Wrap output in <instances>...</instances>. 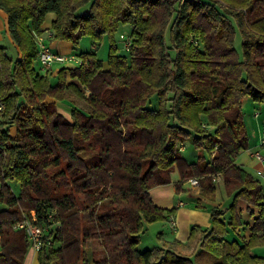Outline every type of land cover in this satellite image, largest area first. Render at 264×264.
Here are the masks:
<instances>
[{"label": "trees", "instance_id": "obj_1", "mask_svg": "<svg viewBox=\"0 0 264 264\" xmlns=\"http://www.w3.org/2000/svg\"><path fill=\"white\" fill-rule=\"evenodd\" d=\"M0 8L17 47L0 46V264L24 263L30 242L14 225L32 210L50 223L52 209L60 225L42 238L39 264H196L204 249L214 264H264L252 253L264 245V187L236 163L250 146L244 98L264 102V0H0ZM50 12L53 39L109 37L107 61L81 52L83 63L62 67L57 81L42 73L35 35ZM123 26L127 54L115 38ZM188 141L201 150L195 161L183 155ZM175 169L178 188L196 178L214 198L222 174L232 196L226 210L212 209L209 229L192 227L194 258L139 249L146 223L176 213L150 195ZM230 229L240 237L228 238ZM90 240L102 248L90 254Z\"/></svg>", "mask_w": 264, "mask_h": 264}, {"label": "crops", "instance_id": "obj_2", "mask_svg": "<svg viewBox=\"0 0 264 264\" xmlns=\"http://www.w3.org/2000/svg\"><path fill=\"white\" fill-rule=\"evenodd\" d=\"M46 17L48 18H46L43 24V28H44L43 35L46 39V42L51 45L53 50H55L54 47L58 45L57 41L59 40L53 39L50 36L49 29L51 28L52 21L55 19L56 15L54 14L53 16V15L48 14ZM0 29L2 31L3 30L6 31V33L10 37V41L13 40L8 31L7 13L1 8H0ZM3 39H5V37L0 32V40L3 41ZM56 52L61 54L58 51ZM71 55H76V54H71ZM36 63L38 64V66L36 65L37 68L41 71L39 60H37ZM77 65L78 64L74 62H69V64L66 66L73 68ZM52 69H53V66L51 68V74L55 76V79H56L57 74L61 68H57L56 70H52ZM47 100L55 101L53 98H48ZM244 101H245L244 112H245V121H246L247 129L250 134H253L254 140L253 142H250L249 148L242 152L244 154L240 153V155L241 154L242 155L236 158V163L244 166L247 170L248 169L252 170L256 174L255 177L260 179L261 181L264 179L258 176L257 170L264 168V161H261L260 159H258L255 154L259 152L264 156V145L261 143V139L264 134V102L263 103L255 102L250 97L249 98L245 97ZM58 103L60 104V102ZM250 109H251V112L249 111ZM62 110L66 112L64 108ZM247 115L249 116L248 118H247ZM10 133L13 136L15 135L16 133L15 126L10 127ZM186 149H187L186 146H184L182 149L183 155L189 161H195L197 158L189 159L184 154ZM180 179H181L180 172L178 169H175L171 173L170 183L164 184V185H157L150 190V195L154 203H156L158 206L167 208V209L177 207L175 215L172 216L170 219L165 220V223L167 227H169V229H167L166 225L159 227L161 229L158 233L159 245L157 246V248H160L162 250L163 248H165L163 246H166L165 248L166 250H173L175 252L187 255L190 258H194V255L197 251L196 249L197 247H195V245L192 244L191 241L189 240L192 227L194 225H198L202 228L209 229L211 227L212 209L217 207L219 209L226 210L227 201H225V199L222 201L218 199V193H221V190H216L215 197L210 198L208 196L202 195L200 186L193 187L191 186L189 181L184 182L178 188L176 184ZM228 200H231L230 197ZM6 207H7L6 204H4L3 207L0 208V210L6 209ZM226 216H228V213H226ZM251 220L252 218L250 217L246 221L251 222ZM153 223H156V222H153ZM153 223H146V229L148 228L150 224H153ZM238 232H241L242 234H246V235L248 234V230L246 228H244L243 230V226L242 228L238 230ZM231 233H234V232H230V235ZM101 248H102L101 245L97 241H94V240L88 241L87 250L90 254L93 251L100 250ZM253 250L254 248L252 249V253H253ZM35 258L36 259L33 264H39L38 251H36ZM90 264H92V262Z\"/></svg>", "mask_w": 264, "mask_h": 264}, {"label": "rangeland", "instance_id": "obj_3", "mask_svg": "<svg viewBox=\"0 0 264 264\" xmlns=\"http://www.w3.org/2000/svg\"><path fill=\"white\" fill-rule=\"evenodd\" d=\"M89 5L90 4L84 5L81 9L78 10V13L87 12L88 9H89ZM48 14L54 16L55 13L54 12H50ZM46 18H48V17H46ZM0 32L5 37V39H3V41L0 40V46L6 47L8 53H10V54H13L14 52H16L17 51V47L14 44L13 40L10 41V37L6 33V31H4V30L2 31L0 29ZM129 32H130V27L129 26H123L115 34L116 42L118 44V51L123 53V54H127L128 52L125 49L124 40L121 39V34H129ZM57 42H58V45H56L54 47V49H55L54 51L55 52L58 51V52H60L63 55L76 54V56H78V54L81 53V52L95 51V52H97L98 57L100 59L104 60V62L107 61L108 56H109V48H110L109 37H105L101 42L97 43V45H95V43L93 42L91 37L82 38L81 41L77 45H75L73 42L68 41V40H59ZM235 46H236V48L238 50V53L242 57V35H241V33L239 31H237V35H236V39H235ZM66 63L69 64V61L63 63V62L55 60L53 62V69L52 70H56L57 68H62L64 66L68 65ZM35 65L38 66L37 63ZM48 75L50 76V79H52L53 81H57V78L55 79V76H53L51 74V69H50ZM154 101H157V104H158V99L154 98ZM244 105H245V101L243 102V108H244ZM60 106L66 110V112H64V113L66 115H68V111L71 109V103L69 101H62V102H60ZM249 111L251 112V109ZM253 111H254V109H253ZM248 117L249 116L247 115V118ZM248 134H249V142H253V140H254L253 134H250L249 132H248ZM186 148L187 149L184 152V154L189 159L197 158L198 157V153L201 151L200 149L196 148L194 146V144L192 142H190V141H188L186 143ZM242 154H244V153H242ZM196 155H197V157H196ZM241 155L239 154L238 156H241ZM248 170L254 176H256V174L252 170H250V169H248ZM261 181H262V183L264 185V180H261ZM215 183H216V186H217V190H221V193H218V199L221 200V201L225 199V201H227L226 206L228 208V206L231 204L232 196L228 195V192H227V190L225 188V185H224V182L222 180L216 181ZM190 184L193 187L194 186L195 187H199V185H193L192 183H190ZM14 190L17 193L20 192V184L19 183H17V182L14 183ZM229 197H230L231 200H228ZM3 205H4V203H0V208H2ZM242 207L244 209L243 219L247 220L251 216L247 213L246 205H242ZM165 225H166L165 221L164 222L158 221L156 223L150 224L148 226V228L145 229L143 231V233L141 234L142 238H141V243L139 245V249H141V250H146V249H152V250L154 249L155 250L156 249L157 250V246L159 245L158 233H159V231L161 229L159 227H162V226H165ZM166 227H167V225H166ZM167 229H169V227H167ZM167 229H165V230H167ZM243 230H244V228H243ZM230 232H234L235 234H233V235H236L237 237H240V235L237 232L233 231L232 229H230L229 233ZM228 238H232V235L228 234ZM191 243L194 244L195 247H196L195 243H193V242H191ZM163 247L166 248V246H163ZM165 248H163L162 250L166 251ZM253 248H254V250H253L254 254L263 255L264 256V245L254 246ZM163 251L161 253H163ZM35 257H36V251L33 248V246L30 245L29 248H28V251L26 253V256H25L23 264H33L35 262V259H36ZM214 261H215L214 256L208 250L204 249V250L201 251L200 257L197 259V261H196L197 263L196 264H214Z\"/></svg>", "mask_w": 264, "mask_h": 264}, {"label": "built area", "instance_id": "obj_4", "mask_svg": "<svg viewBox=\"0 0 264 264\" xmlns=\"http://www.w3.org/2000/svg\"><path fill=\"white\" fill-rule=\"evenodd\" d=\"M121 39L124 40L125 43V49L126 51H129L130 46H131V38L129 34H121ZM35 41L36 45L38 48V60L40 63V69L42 72L46 73L49 72L50 69L53 66V62L55 60L60 61V62H74L76 64H81L83 63V60L76 56V55H63L55 52L51 45L46 42V39L43 34H36L35 35ZM5 108V103L0 102V116ZM258 114V113H257ZM261 143L264 145V134L261 139ZM256 157L260 159L261 161H264V156L257 152ZM257 174L260 178L264 179V168L258 169ZM223 179L222 174H217L214 176V181H219ZM190 183L193 185H199L200 183L198 179L196 178H191L188 180ZM56 213L57 209H52L48 211V217L50 223H45V224H40L37 221V214L36 211L32 210L31 214L25 217L23 220L17 222L14 225L15 229H24L27 238L30 242V245L33 246V248L38 251L41 247L42 244V238L44 235L49 231L50 228H55L60 225V221L56 219Z\"/></svg>", "mask_w": 264, "mask_h": 264}]
</instances>
